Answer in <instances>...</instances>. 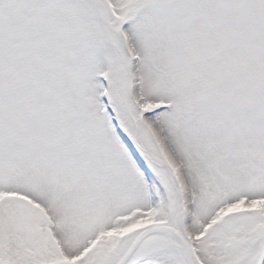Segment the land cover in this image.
Returning <instances> with one entry per match:
<instances>
[{"label": "snow or ice", "instance_id": "obj_1", "mask_svg": "<svg viewBox=\"0 0 264 264\" xmlns=\"http://www.w3.org/2000/svg\"><path fill=\"white\" fill-rule=\"evenodd\" d=\"M0 264H264V0H0Z\"/></svg>", "mask_w": 264, "mask_h": 264}]
</instances>
